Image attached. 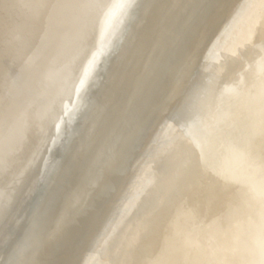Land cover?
<instances>
[{
    "label": "bare ground",
    "instance_id": "bare-ground-1",
    "mask_svg": "<svg viewBox=\"0 0 264 264\" xmlns=\"http://www.w3.org/2000/svg\"><path fill=\"white\" fill-rule=\"evenodd\" d=\"M0 264H264V0H0Z\"/></svg>",
    "mask_w": 264,
    "mask_h": 264
}]
</instances>
